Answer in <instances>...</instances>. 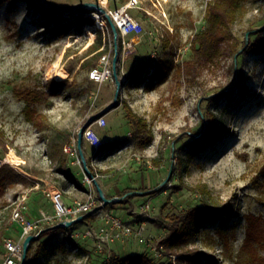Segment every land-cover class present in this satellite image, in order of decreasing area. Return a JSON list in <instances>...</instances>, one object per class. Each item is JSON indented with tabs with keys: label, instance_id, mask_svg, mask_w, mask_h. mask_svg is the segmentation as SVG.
Listing matches in <instances>:
<instances>
[{
	"label": "rangeland",
	"instance_id": "obj_1",
	"mask_svg": "<svg viewBox=\"0 0 264 264\" xmlns=\"http://www.w3.org/2000/svg\"><path fill=\"white\" fill-rule=\"evenodd\" d=\"M130 1L127 10L142 31L128 49L121 41L130 35L110 24L94 30L86 22L90 9L69 8ZM208 1L0 0V133L7 145H0V261L4 239L19 236L11 221L16 202L25 196L32 219L52 216L49 192L57 190L69 206L89 192L99 203L70 226L41 223L25 264L30 258L33 264H112L115 256L138 253L155 264H264V49L244 50L252 40L264 42V1L244 0L248 12L218 42L217 53L195 58L190 40L206 26ZM99 40V49L112 58L117 53L120 62L114 80L102 83L82 67L94 53L85 56L88 46ZM61 68L67 77L58 80ZM26 90L38 92L34 100L21 97ZM126 108L145 120L149 143L134 136ZM211 114L224 127L221 137L188 158ZM100 116L103 125L95 122ZM92 117L88 126L102 145L94 148L81 135L83 156L98 173L88 186L62 147L79 140ZM59 148L72 179L60 172ZM204 200L227 210L221 218H191V241L178 254L167 253L159 245L169 232L167 217ZM86 230L88 236L77 235ZM192 250L199 254H187Z\"/></svg>",
	"mask_w": 264,
	"mask_h": 264
},
{
	"label": "trees",
	"instance_id": "obj_2",
	"mask_svg": "<svg viewBox=\"0 0 264 264\" xmlns=\"http://www.w3.org/2000/svg\"><path fill=\"white\" fill-rule=\"evenodd\" d=\"M247 12L248 5L246 2H244V0H209L206 3L205 8L206 26L201 31L195 33L190 40V49L193 56L195 58L200 56H214L217 53L218 42L222 38L232 33L235 23L243 19ZM86 22L88 24H92L93 20L91 18H87ZM255 28L251 26L248 28V30L250 31ZM240 41V37L235 35V41L231 44V48L234 53L239 51ZM261 42L252 40L244 47V50L262 52L264 49V42ZM100 47V40L93 42L88 46L85 56L92 52L94 53L90 58L88 57L84 60L82 67L86 66L88 69H90L96 65L100 54H102L104 51L103 48L99 49ZM37 93L38 92L36 91L26 90L20 93V95L26 101L30 102L31 100L35 99ZM126 117L132 128L134 136L139 139L141 144L149 143L152 136L150 131L146 128L145 120H142L129 108H126ZM223 130L224 127L219 124L216 116L211 114L208 118L207 127L199 138L201 141L195 142V144L189 149L187 153L188 158H191L196 152L202 149L205 143H211L221 137ZM0 145L4 148V150H6L7 145L5 144L1 133ZM61 151V148H59L58 155L61 157L60 172L69 179H72L66 169L65 160L61 155ZM128 191L129 189L126 188L122 190V193H127ZM226 210L227 208L225 206H213L204 200L200 206H194L177 216H168L167 227L169 228V232L163 236L159 242V245H162L167 253L178 254L179 250L183 251V249L186 248L187 244L192 239L191 228L189 226L191 218L195 217L196 215L221 218ZM6 227L7 225L3 224L1 232H4ZM28 251L29 248L26 251V258L28 257ZM187 254L197 256L199 253L197 250H192L187 252ZM35 260L36 258H33L32 260L30 258L29 263L32 262L33 264ZM111 261L112 264H155L148 256L143 253L128 255L125 257L115 256ZM212 263H214V259ZM160 264H172V262H162Z\"/></svg>",
	"mask_w": 264,
	"mask_h": 264
},
{
	"label": "built area",
	"instance_id": "obj_3",
	"mask_svg": "<svg viewBox=\"0 0 264 264\" xmlns=\"http://www.w3.org/2000/svg\"><path fill=\"white\" fill-rule=\"evenodd\" d=\"M133 3L131 1L121 7L108 8L105 4H87L85 8L90 9V17L93 19L92 27L94 30L105 31L108 24L112 22L121 34V36H131L130 40L121 41L122 48L128 49L135 42V38L139 36L142 31L141 24L129 14L127 8ZM117 57V53L113 57ZM110 56V51L100 55L95 66L91 67L88 72V78L91 81L102 83L108 80H114L116 77V67L119 65V61L113 62ZM123 79V78H122ZM121 83L118 80V84ZM98 125H103L105 120L103 116H100L95 121ZM82 137L94 148H99L102 145L100 137L96 134L90 126L86 127L82 132ZM64 153H66L73 165H78L84 175L83 182L88 186L93 184V181L98 177V173L93 170V165L88 162L83 156L81 145H79L78 139L72 138L71 141L64 144L62 147ZM92 167V168H91ZM49 197L52 201L53 215L47 216L42 214L41 219H32L28 216L25 204V196L18 200L11 210V221L18 226L19 236L16 239L6 238L3 242L4 254L0 261V264H22V258L24 251L30 246L31 241H26L29 235H37L41 231V223L44 221L59 220L64 226H70L68 223L72 219H76L80 214L90 212L93 210L99 200L96 196L89 192L88 196L83 200L75 201L74 205H67L62 197L60 191L53 190L49 192ZM102 199L105 202H110L111 199L102 195ZM115 226L125 231V226L118 219L112 220ZM90 233L89 231H83L77 235L86 237ZM74 235L73 233L71 234Z\"/></svg>",
	"mask_w": 264,
	"mask_h": 264
},
{
	"label": "water",
	"instance_id": "obj_4",
	"mask_svg": "<svg viewBox=\"0 0 264 264\" xmlns=\"http://www.w3.org/2000/svg\"><path fill=\"white\" fill-rule=\"evenodd\" d=\"M85 5H87L86 3H79V4H76V5H74V6H71V7H69L70 9H77V8H82V7H84ZM48 6H50V7H52V8H54V9H57V10H61V9H63L62 7H59V6H54V5H51V4H48ZM110 25H111V27L113 28V30L114 31H116V28H115V26H114V24L112 23V22H110ZM116 56L114 57V59H113V62H114V64H115V62H116ZM118 103H117V101L116 100H114L103 112H105V111H107L108 109H110V108H112V107H115L116 105H117ZM102 112V113H103ZM94 120V117H92L84 126H82V128H81V130H80V133H79V145H80V139H81V135H82V131L92 122ZM83 216L84 215H80V216H78L76 219H73L72 221H70L69 223H68V225H70V224H72L73 222H75V221H79V220H81L82 218H83ZM60 225H63V223H60ZM39 236V234H37V235H29L27 238H26V241H31V240H33L34 238H36V237H38ZM26 251L27 250H25L24 251V254H23V258H22V264H25V261H26Z\"/></svg>",
	"mask_w": 264,
	"mask_h": 264
},
{
	"label": "bare ground",
	"instance_id": "obj_5",
	"mask_svg": "<svg viewBox=\"0 0 264 264\" xmlns=\"http://www.w3.org/2000/svg\"><path fill=\"white\" fill-rule=\"evenodd\" d=\"M106 0H102V2H105ZM89 27H87V31H89L90 29H88ZM90 35L92 36V33L90 31ZM67 77V71L64 68H61L59 70H57L56 74H55V78L58 80H63Z\"/></svg>",
	"mask_w": 264,
	"mask_h": 264
}]
</instances>
